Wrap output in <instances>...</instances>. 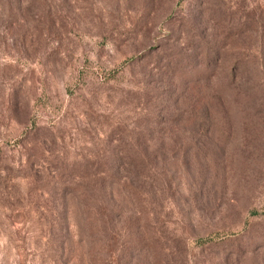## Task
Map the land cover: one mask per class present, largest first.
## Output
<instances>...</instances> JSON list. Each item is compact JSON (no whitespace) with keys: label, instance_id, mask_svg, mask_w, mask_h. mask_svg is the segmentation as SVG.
Wrapping results in <instances>:
<instances>
[{"label":"rangeland","instance_id":"obj_1","mask_svg":"<svg viewBox=\"0 0 264 264\" xmlns=\"http://www.w3.org/2000/svg\"><path fill=\"white\" fill-rule=\"evenodd\" d=\"M77 168L138 188L114 228L84 224ZM67 247L264 264V0H0V264Z\"/></svg>","mask_w":264,"mask_h":264},{"label":"trees","instance_id":"obj_2","mask_svg":"<svg viewBox=\"0 0 264 264\" xmlns=\"http://www.w3.org/2000/svg\"><path fill=\"white\" fill-rule=\"evenodd\" d=\"M201 122H204V120ZM124 158H129L128 153ZM62 171L63 170H61V172ZM71 175L76 177L78 182L71 180L69 185H67V189L72 187L74 189V194H82L84 196L85 209L88 212L85 216L84 224L87 225L89 231H95L97 228H102L104 232L110 230V227L114 228L113 223H110L111 219H118L123 216L125 208L120 200L115 198V191L118 193L120 188L121 190H125L127 194L137 193L138 191V188L134 186L132 180L125 181L124 178H122L121 172L117 169L90 173L86 172L85 169L80 170V168H77ZM93 181H100V186H95L92 183ZM88 184L93 185L89 186ZM102 191L105 192L107 200H103L104 195ZM64 194L66 195L67 193L65 192ZM100 195L103 196L100 197ZM83 203L82 201V204ZM108 224L110 227L107 226ZM116 224H118L117 221ZM79 226L81 227V225ZM138 246L139 245H135V243H129L126 250L132 248L137 249ZM65 254L68 264H74V262L71 261V250L69 247L66 248Z\"/></svg>","mask_w":264,"mask_h":264}]
</instances>
